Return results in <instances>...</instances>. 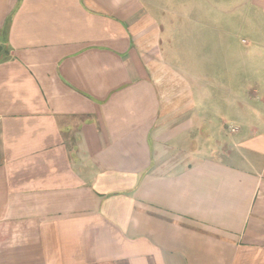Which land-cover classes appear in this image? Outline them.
Instances as JSON below:
<instances>
[{
  "label": "crops",
  "instance_id": "0c3cea01",
  "mask_svg": "<svg viewBox=\"0 0 264 264\" xmlns=\"http://www.w3.org/2000/svg\"><path fill=\"white\" fill-rule=\"evenodd\" d=\"M177 3L0 0V264H264L263 71L217 113Z\"/></svg>",
  "mask_w": 264,
  "mask_h": 264
},
{
  "label": "rangeland",
  "instance_id": "374dc122",
  "mask_svg": "<svg viewBox=\"0 0 264 264\" xmlns=\"http://www.w3.org/2000/svg\"><path fill=\"white\" fill-rule=\"evenodd\" d=\"M177 5L183 16L179 20L181 30L178 33V48L183 55L180 65L186 74L199 75L197 83L191 80L195 88L207 85L208 72L210 75L214 72L222 85L215 83L216 98L212 99L211 95L210 100L218 106L216 112L223 114L226 103L223 86L229 76L227 71L232 66L233 70L240 69L239 60L247 56L246 49L252 47L255 50L249 61V70H261L264 75V48L260 49L257 43V46H251L244 42L250 39L259 42L262 37L264 20L261 11L256 0H178ZM256 55L261 58L256 60ZM202 97L200 95L201 102ZM229 126V121L224 120L219 129L228 130Z\"/></svg>",
  "mask_w": 264,
  "mask_h": 264
},
{
  "label": "built area",
  "instance_id": "2783aa9c",
  "mask_svg": "<svg viewBox=\"0 0 264 264\" xmlns=\"http://www.w3.org/2000/svg\"><path fill=\"white\" fill-rule=\"evenodd\" d=\"M232 131H235L234 129Z\"/></svg>",
  "mask_w": 264,
  "mask_h": 264
}]
</instances>
